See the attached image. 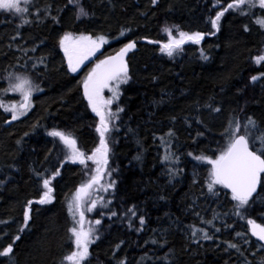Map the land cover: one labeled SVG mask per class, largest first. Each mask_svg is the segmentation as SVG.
<instances>
[{"label": "trees", "instance_id": "1", "mask_svg": "<svg viewBox=\"0 0 264 264\" xmlns=\"http://www.w3.org/2000/svg\"><path fill=\"white\" fill-rule=\"evenodd\" d=\"M227 2L81 0L89 15L79 19L68 0H24L22 13L0 11V101L20 99L18 93L3 94L9 74L30 76L43 89L18 120L0 108V250L9 244L14 249L0 264H67L65 257L74 251L66 197L84 182L82 167H62L52 180L53 202L33 203L24 226L27 202L41 197L43 178L65 158L67 149L48 132L70 133L86 156L99 147V122L83 95L85 73H69L61 53L65 34L105 36L101 59L129 42L136 45L127 57L130 79L108 134V166L116 183L112 201L85 214L93 225L101 220L86 264H258L264 258L247 225V219L264 224V192L259 187L241 219L225 189L208 192L209 166L193 159L219 155L230 120L243 125L250 117L256 131L264 132V62L255 63L264 56V29L256 23L264 13L229 10L217 31L211 20ZM165 28L174 36L199 32L204 38L168 57L161 51L168 40ZM16 235L20 239L13 243ZM248 239L253 243H245Z\"/></svg>", "mask_w": 264, "mask_h": 264}, {"label": "snow or ice", "instance_id": "2", "mask_svg": "<svg viewBox=\"0 0 264 264\" xmlns=\"http://www.w3.org/2000/svg\"><path fill=\"white\" fill-rule=\"evenodd\" d=\"M27 3L28 0H25ZM156 0H153L155 3ZM220 0H218V3ZM77 9V18L86 17L89 15L88 11L83 7L81 0H68ZM259 8L264 13V0H231L227 2L222 10L217 11L215 18L211 20L212 28L219 31V21L225 12L229 10L238 11L241 15H248L249 11ZM27 9L20 7L19 0H0V11L22 13ZM29 21L25 20L24 23ZM256 23L261 29H264V16H258ZM247 31V27L245 28ZM168 40L161 45V51L168 57H172L178 51L183 50V45L187 42L199 44L204 38L202 33H187L180 31L178 36H174L170 28L164 29ZM121 35H124L121 32ZM153 43V41H148ZM108 43L105 36L99 35L95 38L92 35H80L73 37L71 34H65L59 40V46L64 52L67 59V70L76 73L80 70L84 62L94 56L100 48ZM135 42L127 43L121 48L115 56H109L90 69L83 80V95L88 102V106L92 112L99 117V123L96 126V132L99 134V147L93 151L91 156H86L84 152L77 147L76 139L70 134L61 130L53 129L48 132V135L58 140L69 150L66 154L65 162L70 161L73 164L79 163L87 167V161L91 160L95 167V174L91 175L85 182L75 190L71 198L66 197L68 214L73 221L72 227L68 229L74 251L65 257L67 264H86L90 252L89 247L94 244L100 237L97 234V229L93 227V221L86 219V212H92L101 202L100 198L93 199V192L105 191L108 188L114 187V183L104 185L103 178L107 171L109 144L108 134L112 131L111 123L113 119L118 118V113H113L110 106L113 100L119 97V86L122 83H127L130 79L128 64L125 61V56L129 51L135 48ZM255 62L259 65L264 62V56L255 58ZM252 82L258 80L257 76H253ZM8 87L3 89V94L8 92L18 93L21 97L20 102L5 105L0 101V108L4 112L11 113V120L20 119L21 116L26 115L33 106V94L35 92H42L39 84L34 83L30 76L9 74L7 77ZM108 89L113 93L112 99H105L103 96L104 89ZM219 112L220 109H214ZM123 109H118L122 112ZM11 123V121H9ZM258 125L255 120L248 118L243 125L239 120H230L223 135L226 137V145L220 149L219 155L214 159L205 155L193 156V159L205 161L211 166L208 173L207 188L208 192L217 194V186L227 189L231 192V199L235 201L234 207L237 209L236 215L241 219H246L250 201L255 203L254 193L259 196L258 186L260 192H264V132H257ZM169 136L173 133L169 132ZM189 156L193 154L188 153ZM139 158V157H137ZM169 156L165 155V160ZM178 162V158L176 161ZM60 175L59 170L55 171L50 178H43L42 187L44 189L40 199L29 200L24 212V226L30 219L31 206L33 203L44 205L53 202L52 195L54 189L52 187V180ZM110 175V174H109ZM111 203V201H108ZM106 206V205H104ZM129 211H132L131 209ZM134 214V213H133ZM112 215H116L115 212ZM204 221H202L203 223ZM3 223V222H0ZM211 225V221H207ZM88 225L85 227V225ZM95 225H100L101 220L96 219ZM140 224H144V219L140 218ZM247 225L252 237L256 238L255 246L264 249V224L257 223L254 219H247ZM23 231V228L20 229ZM219 231V229H216ZM195 235V232H193ZM238 236L243 233H237ZM205 239H211L207 232L204 233ZM20 236L14 237L13 243L19 240ZM155 243V241H153ZM245 243L252 244L248 239ZM229 248L240 249L236 244L229 243ZM13 244H9L0 250V257L11 258L13 253ZM258 264H264V258L258 261Z\"/></svg>", "mask_w": 264, "mask_h": 264}, {"label": "rangeland", "instance_id": "3", "mask_svg": "<svg viewBox=\"0 0 264 264\" xmlns=\"http://www.w3.org/2000/svg\"><path fill=\"white\" fill-rule=\"evenodd\" d=\"M24 0H19V2H20V4L23 2ZM74 37V36H73ZM187 43H191L190 41L189 42H187ZM104 46V45H103ZM103 46L100 48V50L97 52V53H102V51H103ZM256 63V62H255ZM256 65L257 66H259L257 63H256ZM90 70V69H89ZM124 84H126V83H122V84H120V86H119V94H121V87L124 85ZM103 96H104V98H105V94H104V91H103ZM112 96H113V93L110 91L109 92V98L107 97L106 99H112ZM121 96V95H120ZM20 100H21V97H20V99H19V101H18V103L20 102ZM116 100V99H115ZM115 100H113V103H112V105L110 106V110L113 112V113H116V110H117V108H118V104H119V101L117 102V101H115ZM17 103V104H18ZM118 103V104H117ZM116 121H117V118L116 119H113L112 120V123H111V127L113 126V125H115V123H116ZM65 147V146H64ZM66 148V147H65ZM64 152H65V158H66V154H68L69 153V151H67V150H64ZM204 163L206 164V165H208L205 161H204ZM108 164H109V159H108ZM209 166V168H208V171L210 170V168H211V166L210 165H208ZM82 167V170H83V174H84V182L91 176V175H94L95 174V165L92 163V161L91 160H88L87 161V167H85V165H82L81 166ZM109 174H111L110 173V170H109V166L107 165V171H106V174H105V176H104V178H103V181H102V183L104 184V185H108L109 183H114V187H115V185H116V183H115V180H113V178L111 177V175H109ZM114 187H112V188H108V190H107V192H105V191H99V192H93V196H92V198L93 199H95V198H100V203L98 204V206H100L101 205V207L103 206V205H108L109 203H108V201H112V196L111 197H109L110 196V194H112L113 192H114ZM106 206H104V208H105ZM86 213H89V212H86ZM85 213V214H86ZM104 216V215H103ZM87 219V218H86ZM88 220V219H87ZM88 225L86 224L85 225V227H87ZM93 227H95V224L93 225ZM92 245V244H91Z\"/></svg>", "mask_w": 264, "mask_h": 264}, {"label": "flooded vegetation", "instance_id": "4", "mask_svg": "<svg viewBox=\"0 0 264 264\" xmlns=\"http://www.w3.org/2000/svg\"><path fill=\"white\" fill-rule=\"evenodd\" d=\"M101 59H100V56L99 55H97V57H96V59H95V61L93 62V63H91V64H88L87 63V60L84 62V67L82 68L83 70L81 71V73H86L87 71L89 72L90 70L89 69H92V68H94L95 67V65L97 64V63H99V61H100ZM87 72V73H88ZM87 75V74H86Z\"/></svg>", "mask_w": 264, "mask_h": 264}, {"label": "water", "instance_id": "5", "mask_svg": "<svg viewBox=\"0 0 264 264\" xmlns=\"http://www.w3.org/2000/svg\"><path fill=\"white\" fill-rule=\"evenodd\" d=\"M133 50V49H132ZM131 50V51H132ZM131 51H129L128 53H127V55L131 52ZM116 55V54H115ZM115 55H113V56H115ZM127 55L125 56V61H126V57H127ZM89 61L88 62H92V61H94V57L92 56L90 59H88ZM87 101V100H86ZM91 109V108H90ZM92 111V110H91ZM93 113V112H92ZM93 115H95V113H93ZM96 116V115H95ZM76 165H81V164H79V163H76ZM230 195H231V192L229 191V190H227V189H225ZM258 190H259V186H258ZM254 195V197L256 196V194L254 193L253 194Z\"/></svg>", "mask_w": 264, "mask_h": 264}, {"label": "bare ground", "instance_id": "6", "mask_svg": "<svg viewBox=\"0 0 264 264\" xmlns=\"http://www.w3.org/2000/svg\"><path fill=\"white\" fill-rule=\"evenodd\" d=\"M134 50V49H133Z\"/></svg>", "mask_w": 264, "mask_h": 264}]
</instances>
